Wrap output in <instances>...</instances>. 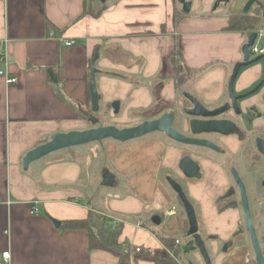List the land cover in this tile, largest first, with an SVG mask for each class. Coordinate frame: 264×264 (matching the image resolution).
<instances>
[{"label":"crops","instance_id":"obj_1","mask_svg":"<svg viewBox=\"0 0 264 264\" xmlns=\"http://www.w3.org/2000/svg\"><path fill=\"white\" fill-rule=\"evenodd\" d=\"M208 10L194 8L174 22L163 0H107L103 7L96 0H0V57L6 56L7 74L16 79L8 85L0 76V254L8 251V264H117L112 254L88 249L85 230L53 224L85 219L91 209L113 226L122 222L119 239L130 248L163 255L179 239L177 261L190 264L182 251L188 243L181 236L182 207L164 179L177 174L184 152L167 136L154 133L132 142L106 140L102 146L63 149L28 170L21 162L52 135L89 128L79 113L91 112L87 86L96 50L99 107L111 112L114 126L140 124L186 106L174 87V53L185 75L199 72L188 93L204 105L220 104L248 33L227 31V16ZM66 41H73L71 47H65ZM261 68L254 64L243 70L235 93L248 89L262 75ZM47 77L57 78L64 97L74 102L72 110L54 94ZM117 101L115 115L110 104ZM99 155L103 164L96 165ZM194 159L204 178L185 179L181 185L195 208L199 233L207 237L212 264H253L245 233L228 252L220 250L238 232L241 212L234 198L224 195L229 182L217 163ZM105 169L112 186H102ZM98 181L99 191H83L89 182L97 189ZM35 202L38 213L32 214ZM156 215L160 225L151 223ZM237 247L241 252L233 257ZM193 257L202 264L197 253ZM129 264L153 263L132 256Z\"/></svg>","mask_w":264,"mask_h":264},{"label":"flooded vegetation","instance_id":"obj_2","mask_svg":"<svg viewBox=\"0 0 264 264\" xmlns=\"http://www.w3.org/2000/svg\"><path fill=\"white\" fill-rule=\"evenodd\" d=\"M106 1L107 0H105V2ZM96 2L99 5H102V7L105 3H101L99 0H96ZM249 2L252 3L248 10L244 12V9ZM163 3L171 11V20L174 22L191 14V11H193L194 8H197L200 11L203 8H208L209 10L206 13L211 15L217 12L224 13V15H226L228 18V22L232 18L240 16L249 15L251 17H257V14H259L258 17L260 19L264 20L262 14L264 12V0H163ZM187 7L189 8V13L185 15L182 11ZM255 31L258 33L259 30ZM262 61V75L253 84H251L248 89L239 93H235L234 90V96L237 98L233 102H231L230 98L228 97L227 89L225 99L222 100L218 105L208 106L197 100L204 106V108L206 107V109L209 111H215L225 106L228 107L227 110L220 113L219 116L213 117L212 119H223L230 121L232 123V133L230 135H220L217 133L208 132L196 133L195 129H193L190 124L193 117H188L183 111L185 108L189 109L191 107L186 99V106L179 107L178 109L169 112L173 115L174 121L172 123V128L176 132L184 135L186 138L208 140L219 149V152L217 153L208 148L205 149L194 145L190 146L179 143L176 144L168 138L175 144V146H178L183 150L184 155L182 157L188 156L194 161L195 157L208 160L212 163L216 162L218 169H220L224 177H226L229 182L224 195H228V198H234L232 202L234 203V206H236L241 212V223L239 230H237L238 232H235L232 238H230L227 242H225L224 245L220 247V250L223 249L222 253L223 251L224 253L228 252L229 249L235 245V241L239 237V234L245 233L247 235V233L244 231V220L242 218L243 205L241 204V192L239 191L238 185L235 183V178L233 176L234 173L235 176H238L239 180L243 184L251 220L254 224L256 234L258 235L259 247L262 250V255L264 257V156L259 150V146L264 147V59H262ZM243 70L246 69H241L239 71V75L234 80V84L240 78V75L242 74L241 72ZM230 75L231 74L229 73V77ZM229 77L227 79L226 86ZM255 88H257L256 92L248 95V93ZM197 119L204 122L210 118L208 117L205 119L199 117ZM194 127L197 128L199 125H194ZM209 156H213L216 160L214 161ZM199 167V178L203 179L204 173L200 165ZM176 172L177 174L173 172L169 177L180 185L185 179H195L186 178L180 171L179 166ZM177 200L179 202L178 198ZM208 238H212L213 240L215 236H209ZM247 238L249 239V235H247ZM248 242L250 244V240H248ZM234 248L236 249V247ZM237 250V254H233V257H236L238 254H240V247H237ZM196 253L197 252L191 254L194 260L195 258L193 256ZM187 255L189 259L190 254ZM210 257L212 261V256ZM197 258L200 259L199 255ZM189 262L192 264L191 261Z\"/></svg>","mask_w":264,"mask_h":264},{"label":"water","instance_id":"obj_3","mask_svg":"<svg viewBox=\"0 0 264 264\" xmlns=\"http://www.w3.org/2000/svg\"><path fill=\"white\" fill-rule=\"evenodd\" d=\"M101 3H104L105 0H99ZM252 2H249L244 12H246L251 5ZM262 6V5H261ZM183 14L187 15L189 13V8L183 9ZM264 17V12L262 13ZM257 36V31H252L248 33L246 37V41L241 48V61H237L234 63L233 68L230 72V77L226 86L228 97L230 98L231 102H233L237 97L234 96V80L239 75V71L241 69H246L249 66L257 64L264 59V55L256 56L254 58H249V47L253 45V42ZM99 53L98 50L95 51L93 57L91 58L90 64V73H89V93L91 96L90 99V108L91 113H85V117L88 122L92 124V127L89 129L84 130H74L68 132H59L58 134L52 135L50 140L46 141L44 144L38 145L32 148L30 151L25 153V156L22 159V168L24 170H28V166L40 159L45 158V156L50 155L54 152H58L63 149H70L79 146L89 145L90 143H97L98 145L102 146L105 140H112L114 142L126 143L132 142L136 139H141L149 134L159 133L167 136L176 144L182 145H194L197 147L211 149L215 152H219V149L210 141L198 139V138H186L184 135L176 132L172 128L173 123V115L171 113H163L160 117L147 120V122H143L137 125H133V127H124V128H117L113 125H98L97 119H95L94 114L99 112V101L100 96L96 90V78L95 75L97 74V70L95 68V62L98 60ZM257 88L251 90L249 94L256 92ZM183 97L188 101L190 104V108H185L183 111L188 117H193L191 121V127L195 129L196 133H217L223 135H230L232 133L231 125L232 123L228 120H216L212 119L213 117L219 116L220 113L227 110V106L222 107L215 111H209L204 108L202 104H200L195 97L191 94L184 93ZM244 97V96H243ZM113 113L117 115L120 107L119 102H113L110 104ZM210 118L206 121L198 120L197 118ZM194 125H199V127L195 128ZM259 146V144H258ZM260 153L264 156V147L259 146ZM178 166L182 174L189 179H200L199 178V165L194 160H192L188 156H184L179 159ZM235 183L239 187V191L241 192V204L243 205V213L242 218L244 220V231L249 235L251 249L253 250L254 254V263L255 264H264V257L262 255V250L259 247V240L258 235L256 234L254 224L251 220V215L249 212V208L247 205V198L246 193L243 188V184L239 180L238 176H235ZM112 175L109 174L108 170L105 169L103 183L102 186H112ZM170 187L171 191L175 193L181 205L183 207L186 221L188 222V229L186 231L185 237L189 238L191 241L183 246L182 251L185 254H194L197 252L199 255L202 264H212L211 257L209 252L207 251L206 241L199 233V222H197L196 211L195 208L192 207L191 203L189 202L186 194L183 192V189L180 184H178L175 180L166 176L164 178ZM228 196V195H227ZM151 223L155 225H160L161 220L156 215L151 218ZM54 226L59 227V223L53 221ZM190 245L191 248L187 246ZM223 250V249H222ZM191 264V263H190Z\"/></svg>","mask_w":264,"mask_h":264},{"label":"trees","instance_id":"obj_4","mask_svg":"<svg viewBox=\"0 0 264 264\" xmlns=\"http://www.w3.org/2000/svg\"><path fill=\"white\" fill-rule=\"evenodd\" d=\"M100 9V8H99ZM100 12V10H98ZM97 11V15L99 12ZM86 12V10H85ZM90 12V10H87V13ZM258 12V11H257ZM257 14V13H256ZM259 14H257V17H251L249 15L246 16H240L236 18H232L228 22V26L226 28L227 31H237L241 32L243 34L250 33L255 30H261V28H264V20L260 19ZM175 53L173 57L171 58V61H173V69L175 72V79H174V87L180 89L183 86H186V92L187 93L189 90V85L191 82L195 80L196 77H198L199 72H193L190 75H185L182 72L181 67L175 60ZM60 60L61 56L60 53H57L56 57V67L60 66ZM47 80H49L54 94H56L57 97L61 101H63L68 108L71 110L73 109L74 102L72 103L68 99L64 97V94L61 92V88L59 86V82L57 78L55 77V80H51L49 77H47ZM89 85V83H88ZM87 93H88V100L90 101L91 96L89 93V86H87ZM189 94V93H188ZM90 111V108H88ZM101 109V107H100ZM99 109V111H100ZM79 113V112H78ZM80 118L89 126L92 127V124L87 121L85 115L83 113H79ZM95 118L99 122L98 125H100L101 119L97 118L96 114ZM97 144V143H96ZM180 206L181 202L179 201ZM89 212L87 213V216L85 219H77V220H67V221H62L59 226L62 229H68V230H77V229H83L87 233V240H88V249L93 251V250H98L102 251L105 253L112 254L114 257L117 258V264H129L130 263V258L133 256V258H137L143 261H147L153 264H177V262L169 257H164L161 254H156V253H149L145 252L141 248V252L137 255L132 253V250L129 246H127L123 241L120 242V236H121V231H122V222L121 223H116V225H111L109 218L105 216L104 214L97 212L95 210H88ZM182 213L184 216V224L185 228L182 230L186 232V228L188 227V222L186 221L185 213L182 208ZM186 234V233H185ZM165 244H169L170 241L166 240L164 241ZM172 247V244H171ZM170 247V248H171ZM176 252V251H175ZM177 253V252H176Z\"/></svg>","mask_w":264,"mask_h":264},{"label":"built area","instance_id":"obj_5","mask_svg":"<svg viewBox=\"0 0 264 264\" xmlns=\"http://www.w3.org/2000/svg\"><path fill=\"white\" fill-rule=\"evenodd\" d=\"M262 37H264V31H258L257 36L253 42V45L251 47H249V54L252 53L254 54V56H260L262 54H264V46H260L259 42L262 39ZM73 44V41H66L64 43L65 47H71V45ZM6 56H1L0 57V76L4 78V81H6V84L8 85H12L14 83H16V79L15 78H10L7 74V70H6ZM32 214H37L38 213V208H37V203H33L32 205V209H31ZM175 214V212H169L168 215L171 216ZM180 245V240L176 239L174 244L172 245L171 248L167 249L166 253L163 254L164 257H169L173 260H175L177 262V264H180L177 261L176 258V249L179 247ZM132 253H134L135 255L139 254L141 252V247L137 246V247H133L131 248ZM9 255H8V251H5L4 253L0 254V264H8L9 261ZM182 264V263H181Z\"/></svg>","mask_w":264,"mask_h":264},{"label":"rangeland","instance_id":"obj_6","mask_svg":"<svg viewBox=\"0 0 264 264\" xmlns=\"http://www.w3.org/2000/svg\"><path fill=\"white\" fill-rule=\"evenodd\" d=\"M90 6V5H89ZM97 7V10H99V8L100 7H98V5L97 6H95V8ZM202 16V15H201ZM264 31V28L262 29L261 28V30H259V31ZM246 40V38H244V41ZM259 45L262 47V46H264V37H262V39L260 40V42H259ZM254 57H256V56H254V54H252V53H250L249 54V58H254ZM263 61H261V62H259V63H257V64H259V65H261V63H262ZM257 64H255V65H257ZM179 90V93H181V94H184V92H186L187 90H186V86H183V87H181L180 89H178ZM188 93V92H187ZM89 113H91V112H89ZM111 113V112H110ZM110 113H104V110H102V108L100 109V111L96 114V116H97V118H99V119H101V124L100 125H112V124H114L113 122H111L110 121V119L112 118L111 116H110ZM94 117H95V115H94ZM96 119V118H95ZM135 123H138V121H132V123L130 124V125H124V124H121V123H119V125H117V126H115V127H117V128H124V127H133V125H137V124H135ZM143 123V122H142ZM87 125V124H86ZM88 126V125H87ZM114 126V125H113ZM89 127V126H88ZM89 129V128H88ZM105 142H106V140H105ZM96 148H97V146H95ZM98 150V149H97ZM96 150V152H98V154H101L100 152H99V150L97 151ZM89 154H92V152L91 153H89ZM87 156V155H86ZM99 157V159L97 158V160H96V165H101V164H103L102 162H100V161H103V160H100V158H101V155H99L98 156ZM84 183L85 182H83V184L82 185H84ZM98 185H97V189H93V187H92V184L93 183H88V184H85V186L82 188L83 189V191L85 192V193H87L88 192V190H89V188L90 189H92V191L93 190H96V191H99L101 188H100V186H99V183H100V181H98V182H96ZM181 212H182V210H181ZM253 218V217H252ZM254 219V218H253ZM186 230H187V228H186ZM185 233L186 232H184V231H181V236H184L185 235ZM201 233H202V237H204L205 235L203 234V231L201 230ZM201 235V234H200ZM206 237V236H205ZM205 239H207V237L205 238ZM186 241V240H185ZM191 240L188 238L187 239V242H190ZM205 241H207V240H205ZM207 247V246H206ZM211 256V255H210ZM189 261H191L192 262V264H197V261H195L193 258H192V256L191 255H189V259H188ZM254 264V263H253Z\"/></svg>","mask_w":264,"mask_h":264}]
</instances>
